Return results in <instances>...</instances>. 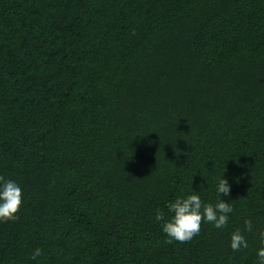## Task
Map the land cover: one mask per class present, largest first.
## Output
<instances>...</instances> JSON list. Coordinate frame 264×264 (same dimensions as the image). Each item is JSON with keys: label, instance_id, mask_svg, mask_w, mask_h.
Wrapping results in <instances>:
<instances>
[{"label": "trees", "instance_id": "16d2710c", "mask_svg": "<svg viewBox=\"0 0 264 264\" xmlns=\"http://www.w3.org/2000/svg\"><path fill=\"white\" fill-rule=\"evenodd\" d=\"M0 175V264H260L264 0H0ZM193 192L227 226L166 243Z\"/></svg>", "mask_w": 264, "mask_h": 264}, {"label": "clouds", "instance_id": "9594fccd", "mask_svg": "<svg viewBox=\"0 0 264 264\" xmlns=\"http://www.w3.org/2000/svg\"><path fill=\"white\" fill-rule=\"evenodd\" d=\"M134 34V33H133ZM231 186L227 179H219L217 184V192L221 196H229ZM23 204V190L20 185L12 179H6L0 175V221L7 222L9 220L18 219L17 213ZM168 211L173 213L170 219H165L163 211L157 209L156 221H163L162 231L168 239L166 243L171 244L173 241L186 243L191 241L195 236L199 235L203 223L213 224L217 229L227 226L229 214L233 212L232 205L224 200L219 199L215 204L205 203L198 193L193 192L187 196H178L168 205ZM247 232L253 230L251 219L244 220ZM260 238L264 243V231L260 232ZM230 247L233 251H239L242 248H248V241L241 229L237 228L231 234ZM42 254L40 248H36L33 252L32 259ZM257 255L260 264H264V247L258 249Z\"/></svg>", "mask_w": 264, "mask_h": 264}]
</instances>
